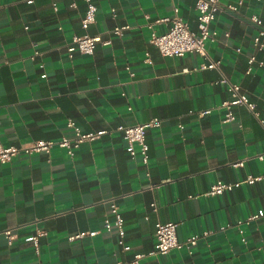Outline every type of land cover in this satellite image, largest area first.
Instances as JSON below:
<instances>
[{"label":"crops","instance_id":"1","mask_svg":"<svg viewBox=\"0 0 264 264\" xmlns=\"http://www.w3.org/2000/svg\"><path fill=\"white\" fill-rule=\"evenodd\" d=\"M92 1L96 20L84 28L86 0H0V140H57L73 134L70 119L85 131L108 130L74 156L55 146L0 162V264H129L136 253L145 254L141 264H264V216L240 222L264 209V177L209 192L217 180L264 175V49L254 45L251 20L258 14L264 21V0H221L209 57L164 55L150 41L168 28L155 19L175 8L197 28V0ZM124 24L131 28L114 33ZM83 34L110 42L69 57L67 44ZM34 48L40 54L32 58ZM210 58L222 63L201 68ZM223 75L241 84L260 117L235 104V118L225 120L222 103L231 94ZM153 117L162 124L147 130V165L129 156L117 127ZM239 160L244 165H234ZM113 198L129 249L105 226ZM159 220L178 222L180 241L200 234L198 242L155 252ZM40 232L37 254L27 237Z\"/></svg>","mask_w":264,"mask_h":264},{"label":"built area","instance_id":"2","mask_svg":"<svg viewBox=\"0 0 264 264\" xmlns=\"http://www.w3.org/2000/svg\"><path fill=\"white\" fill-rule=\"evenodd\" d=\"M88 7L85 15L81 19L82 26L84 28L89 27V25L96 20V13L98 6L92 0H86ZM242 1V0H240ZM73 5H75L73 3ZM221 0H197V28H194L187 22L183 16H181L177 11L178 8H175L176 13L172 15H166L155 19L156 23H166L168 25L167 30L162 33H157L156 31L152 32L150 41L154 43L162 54L164 55H176L182 56L188 52H197L202 56L209 57L208 50L206 47V42L211 39L213 40L216 37L217 32L212 28V23L217 16L218 10L221 8ZM228 8L235 9L236 6L233 4H228ZM56 7V6H55ZM251 20L257 25L258 30L253 37L254 45L258 49H264V21L258 14H252ZM131 28L130 24L117 25L113 29L116 34H124L125 31ZM110 40H104L101 35H75L73 36L71 42L67 44V54L69 57H73L76 52L83 54H93L99 43H109ZM241 50V48H238ZM40 54V50L34 48L30 56L35 58ZM255 56L250 57V61H255ZM222 63L221 59H211L209 62H203L201 68H213L218 67ZM129 68V66H128ZM47 74L44 73L43 76ZM221 82H224L228 86V90L231 94V98L225 100L222 105L226 107L225 120L231 121L235 118V113L233 111V105L243 104L251 109L256 116L260 117L259 111L256 109V103L252 101L249 95L243 90L242 86L238 82L231 81L227 76L223 75L220 79ZM210 110H202L198 113L203 115ZM263 120V119H262ZM68 126L73 129L72 135L64 134L59 139H36L21 145L10 144L6 145L0 140V162H7L13 157L24 153L31 154L34 152H47L50 153L55 146H60L66 150L70 156L76 154V150L81 147L85 142H90L96 138L104 135L108 130L100 129L97 131H85L79 126L74 120H68ZM162 124V119L159 117H153L144 122H138L135 124H120L117 128L123 133V137L126 140V150L129 153V156L132 159L140 158L141 161L145 164L150 162L149 154V143L146 139L147 130L151 127H159ZM258 157L261 160H264V151L258 154ZM245 160H239L234 163L236 166L244 165ZM148 175L150 171L148 170ZM263 176H253L249 175L245 180L237 181L233 183L224 182L223 180L215 181L210 188L211 194L222 193L226 189H232L234 186L240 185L242 182L252 183ZM157 183L151 182L149 187L156 186ZM153 210H158V205L156 202H152ZM110 214L105 221V226L107 228L115 227L119 233V243L123 246L124 249H129L130 244L126 243L124 236L126 233L124 226V219L120 206L116 200L113 198L110 203ZM264 216V209H259L257 212H254L244 219L240 220L249 222L258 217ZM230 224H225L222 228H226ZM177 227L178 222L176 221H157L156 223V250L155 252L167 253L172 248H182L184 246L195 245L198 242L200 234H193L189 236L186 240L180 241L177 236ZM8 242L12 243L15 238V233L12 228H6L4 230ZM87 233L91 235L96 234V231H82L76 234L71 235L70 239L79 238ZM40 235L32 234L27 237L28 240H32L35 245V252L38 254L40 252ZM144 253H136L132 260L129 261V264H141L140 260L144 256Z\"/></svg>","mask_w":264,"mask_h":264}]
</instances>
